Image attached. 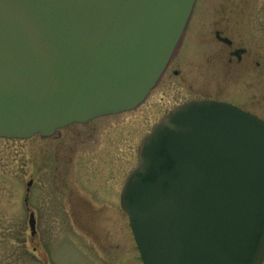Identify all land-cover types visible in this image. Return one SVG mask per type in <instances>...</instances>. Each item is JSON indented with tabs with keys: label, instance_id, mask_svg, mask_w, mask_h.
<instances>
[{
	"label": "water",
	"instance_id": "water-1",
	"mask_svg": "<svg viewBox=\"0 0 264 264\" xmlns=\"http://www.w3.org/2000/svg\"><path fill=\"white\" fill-rule=\"evenodd\" d=\"M195 1L0 0V138H46L136 108ZM138 158L120 205L143 264H261L262 119L227 102H187L152 128ZM28 226L34 235L32 213Z\"/></svg>",
	"mask_w": 264,
	"mask_h": 264
},
{
	"label": "rangeland",
	"instance_id": "rangeland-1",
	"mask_svg": "<svg viewBox=\"0 0 264 264\" xmlns=\"http://www.w3.org/2000/svg\"><path fill=\"white\" fill-rule=\"evenodd\" d=\"M216 30L232 47L216 40ZM233 48L246 51L240 62L228 61ZM201 100L228 102L264 120V0H196L165 72L136 108L70 124L46 138H1L0 264H142L120 189L153 125L176 106ZM110 156L112 174L104 172ZM78 194L91 208L74 204ZM58 196L69 201L64 209ZM31 211L38 217L36 238L28 226ZM89 231L112 238L113 246L104 243L106 250L90 254L69 242Z\"/></svg>",
	"mask_w": 264,
	"mask_h": 264
},
{
	"label": "flooded vegetation",
	"instance_id": "flooded-vegetation-1",
	"mask_svg": "<svg viewBox=\"0 0 264 264\" xmlns=\"http://www.w3.org/2000/svg\"><path fill=\"white\" fill-rule=\"evenodd\" d=\"M262 6H263V4L261 3L260 4V8H262ZM215 37H216V40L217 41H219V42H221L222 44H224V45H226L228 48H230V47H232V42L231 43H227V42H225V41H223V39L225 38V36L224 35H222V32L221 31H218V30H216L215 31ZM245 50L244 49H240V48H233V49H230L229 51H228V56H229V58H228V61L229 62H231L233 59H235L236 58V60L238 61V62H240L241 60H242V57H243V55L245 54ZM78 124H80V123H78ZM85 124V123H84ZM61 130V129H60ZM57 132H58V130H57ZM56 133V132H55ZM40 136V135H39ZM111 140H113V138H111ZM104 148V147H103ZM102 148L100 147L99 149H98V151H97V153H99L100 152V150H101ZM113 153V151L111 152V154ZM112 156V155H111ZM111 156L109 157L110 159L108 160L109 162H110V166L107 168V169H110V170H104V172L106 171V172H109V174H112L113 173V159L111 158ZM78 173V172H77ZM79 177V176H78ZM84 176H82V178H83ZM125 180H126V178H125ZM125 182V181H124ZM124 184V183H123ZM113 184H110L108 187L110 188L111 186H112ZM108 187H106L105 186V188L107 189ZM122 187H123V185H122ZM122 187H121V189H122ZM85 189V188H84ZM120 189V190H121ZM107 191H108V189H107ZM66 190L64 191V192H61L62 194H61V198L63 199V197L65 196L66 197ZM121 192V191H120ZM79 195V194H78ZM37 197V196H36ZM61 198H59V196H58V201H59V199H60V201L62 200ZM78 199H77V201L74 203V204H78V205H80L81 207H83L84 209L86 208H91V206H90V203L89 202H86V200L84 199V197H80V195L77 197ZM82 199V200H81ZM81 200V201H80ZM69 202V201H68ZM67 201H63L62 200V202H61V206H62V208L64 209L65 207H66V205H69V203H68ZM109 202V205H111V204H113V193H112V197H111V199H110V201H108ZM35 207H36V209H37V205H35ZM61 208V209H62ZM47 217L45 216V220H50V213L52 212V208H47ZM31 213L33 214V218H34V221H35V233H34V235H32L31 237L32 238H36V236H37V225H38V217H37V215H36V213H35V211L33 212V211H31ZM89 225H93L94 223H88ZM75 226V225H74ZM80 227L81 226H79V229H80ZM92 228V227H91ZM82 229H84V228H82ZM92 231H94V229L92 230ZM92 231H89L88 232V234H86V232H82V235H79V234H77L76 235V237L75 238H72V239H69V242L76 248V249H78L80 246H82L85 250H87L88 251V253H90V254H92V253H96L97 252V250L99 251V250H106V248L105 247H107V246H103V244L105 243V245L106 244H109V247H111V246H113V239L112 238H110V237H108V239H106V238H103L102 237V235H100V234H97L96 232H93L92 233ZM87 236H85V235ZM79 245V247L77 248V246ZM37 248L35 247V248H33V250L35 251Z\"/></svg>",
	"mask_w": 264,
	"mask_h": 264
}]
</instances>
